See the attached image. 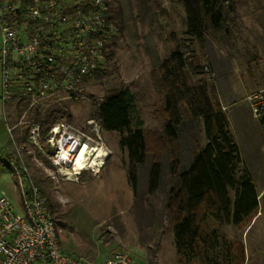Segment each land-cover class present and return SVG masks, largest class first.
<instances>
[{
	"label": "rangeland",
	"instance_id": "rangeland-1",
	"mask_svg": "<svg viewBox=\"0 0 264 264\" xmlns=\"http://www.w3.org/2000/svg\"><path fill=\"white\" fill-rule=\"evenodd\" d=\"M107 1L116 16L114 23H121V31L118 29L109 47L107 75L85 81L77 99L53 100L28 111L24 103L12 101V121L19 142L5 164L16 159L25 167L28 180L36 182L47 198L62 252L88 263H99L113 252L125 251L133 264H236L233 248L241 243L243 264H264V135L247 102L252 92L264 87V0L230 2L232 10L225 12L222 27L207 28L202 43L188 40L184 11L175 1ZM185 47L203 69V74L193 79H205L227 116L243 166L254 182L258 207L241 228L208 219V225L219 229L226 242L220 241L208 257L180 262L164 209L165 192L172 181L168 157H161L160 189L153 194L147 192L148 157L137 166V191L133 193L128 182L127 152L119 146L121 136L100 128L92 104L109 91L126 88L135 97L132 124L140 119L145 132H160L165 116L164 102L155 86L157 68L173 50L185 51ZM59 109L62 113L58 116ZM48 111L58 117L57 123L68 127L73 137L89 146L94 158L99 150L105 156L83 171L67 161L55 165V149L45 141L52 126L43 136L46 125L36 121L37 116L45 119ZM30 125L40 128L41 150L27 142ZM179 129L184 170L195 149L203 147L206 140L201 120L186 118ZM13 135V131L4 129L3 137L10 145ZM18 153L20 157H16ZM229 197L233 200V192ZM13 206L21 214L19 203L14 201Z\"/></svg>",
	"mask_w": 264,
	"mask_h": 264
},
{
	"label": "trees",
	"instance_id": "trees-1",
	"mask_svg": "<svg viewBox=\"0 0 264 264\" xmlns=\"http://www.w3.org/2000/svg\"><path fill=\"white\" fill-rule=\"evenodd\" d=\"M169 1L182 5L187 38L199 43L205 40L207 28L217 30L222 27L225 12L232 10L228 4L233 2ZM115 18L108 10L107 20L114 23ZM118 18L121 19L120 13ZM114 24L121 31V23ZM157 70L159 77L155 86L158 96L163 99L165 116L160 132H145L140 119H135L132 124L135 97L126 88L109 91L100 102H94V116L104 131L120 134L119 146L127 152L128 182L133 193L137 191V166L144 164L148 157L147 192L153 194L160 189L161 157H168L172 181L165 192L164 209L173 231L178 260L208 257L220 241L226 242L219 229L208 225V219L241 228L257 210L258 194L252 177L243 166L239 147L219 100L204 78L193 79L201 76L203 69L188 48L173 50ZM105 75L106 72L96 73L86 81ZM61 111L57 110L58 116ZM44 118H36L37 122L46 125L43 136L58 121L52 111H48ZM186 118L193 122L201 120L206 143L195 149L190 164L183 170L179 127ZM34 184L39 187L36 182ZM230 192L234 194L233 200L229 197ZM233 249L236 264H243L242 244L235 243Z\"/></svg>",
	"mask_w": 264,
	"mask_h": 264
},
{
	"label": "built area",
	"instance_id": "built-area-1",
	"mask_svg": "<svg viewBox=\"0 0 264 264\" xmlns=\"http://www.w3.org/2000/svg\"><path fill=\"white\" fill-rule=\"evenodd\" d=\"M108 10L107 0H0V101L22 102L28 111L53 100L80 97L86 79L108 68L109 47L118 34V27L107 20ZM247 102L264 135V87L252 92ZM65 138L73 142L67 162L74 166V155L84 143L66 125H53L45 141L55 149L53 163L59 165ZM41 140L39 126L30 125L27 142L41 150ZM8 167L22 212H15L11 201L0 196V264H133L125 251L113 252L99 263L62 252L42 190L28 180L19 161L10 159Z\"/></svg>",
	"mask_w": 264,
	"mask_h": 264
},
{
	"label": "crops",
	"instance_id": "crops-1",
	"mask_svg": "<svg viewBox=\"0 0 264 264\" xmlns=\"http://www.w3.org/2000/svg\"><path fill=\"white\" fill-rule=\"evenodd\" d=\"M0 84H1V71H0ZM13 102L2 103L1 102V111H0V196H6L11 203L14 201L19 203V196L16 190L15 178L12 173V170L5 164V158L9 157L14 147L17 149L16 143L19 142L18 136L15 133V126L13 124ZM8 123H11L12 131L14 132L12 141L13 144H8L7 140L4 139V129H8ZM16 157H20L19 153Z\"/></svg>",
	"mask_w": 264,
	"mask_h": 264
},
{
	"label": "bare ground",
	"instance_id": "bare-ground-1",
	"mask_svg": "<svg viewBox=\"0 0 264 264\" xmlns=\"http://www.w3.org/2000/svg\"><path fill=\"white\" fill-rule=\"evenodd\" d=\"M68 139L65 138L61 141V148L59 149L60 152L58 154V157H60L61 160L63 161H70L72 159L71 156V151L73 149V142L67 141ZM63 142H67L66 146L63 145ZM93 152L90 151L89 146H87V144L84 143V145L81 147H78L73 160H75L74 162V166L77 170H84V167L90 165V166H94L97 159H102L103 156H105V154L103 153V151L99 150V152L97 153V155L95 156V158L93 157L95 154H92ZM77 154V155H76ZM98 159V160H99ZM72 160V161H73Z\"/></svg>",
	"mask_w": 264,
	"mask_h": 264
}]
</instances>
